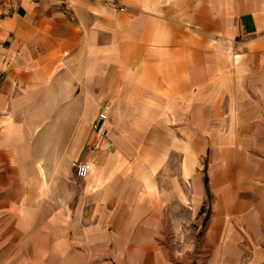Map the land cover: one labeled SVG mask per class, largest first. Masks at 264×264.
<instances>
[{"label": "crops", "instance_id": "crops-1", "mask_svg": "<svg viewBox=\"0 0 264 264\" xmlns=\"http://www.w3.org/2000/svg\"><path fill=\"white\" fill-rule=\"evenodd\" d=\"M13 85L21 89L15 97ZM235 85L248 96L257 90L260 102L223 114L219 101L231 99ZM76 97L81 103L75 113L57 105ZM46 100L48 114L34 107ZM85 101L93 124L101 105H111L108 137L92 128V147L74 163H91L86 179L75 177L85 183L80 208L93 212L80 228L85 243L93 237L108 238L109 245L139 236L155 241L166 226L183 222L169 225L172 201L195 218L211 202L207 243L224 222L226 250L212 264H264V0H21L13 13L0 10V222L20 243L41 234L47 220L55 241L76 231L72 223L66 230L58 213L51 157L55 162L57 117L78 116L80 124ZM88 105L98 107L90 113ZM46 115L49 126L40 124ZM69 126L62 131H72ZM147 131L152 139L161 133L165 149L175 140L198 142L197 162L208 158L211 177L194 171L190 160L176 178L182 198L157 182L160 173L148 177L141 163L122 172L120 164L136 156ZM241 193L258 195V205L240 203ZM242 211L243 231L256 234L262 226L263 235L249 236L248 251L240 252L239 239L246 238L231 215ZM250 242L259 249L249 251Z\"/></svg>", "mask_w": 264, "mask_h": 264}, {"label": "rangeland", "instance_id": "rangeland-1", "mask_svg": "<svg viewBox=\"0 0 264 264\" xmlns=\"http://www.w3.org/2000/svg\"><path fill=\"white\" fill-rule=\"evenodd\" d=\"M12 97L17 96L18 92L21 93V89L18 85H13ZM240 86V85H239ZM245 86L246 89L251 90L254 88L252 84H241ZM257 90L254 92L250 91V96L245 92L240 90V87L235 85V90L233 97L229 100L219 101L221 104L220 110L225 114V111L237 109L247 110L246 108L253 109L256 104L260 102L257 94ZM98 104L100 101H97ZM78 98L74 99H61L58 100V107L66 111L71 108L75 112L79 111ZM89 102L85 101V121L83 120V114L80 115V124L76 125V118L78 116H59L58 129L56 143L57 148V159L52 156V164L56 167L57 172V187H58V199H57V209L59 215L62 216L65 221L63 226H69L68 223H72L76 231H71L64 237L61 241H55V237L50 235L49 221L42 222L41 234H38L35 238L26 239L23 243L19 242L17 235H12L13 231L8 229V227H1L4 223L0 222V264H212L217 257H220L222 253H225V246L223 242V235L225 231V224L218 227L216 235L210 244L207 243L208 234L211 229V202H207L204 215L201 218H195L190 212L184 211L177 200L172 201L168 207L170 214V226L174 224V220H182L181 224L177 227H169L163 229L162 235L157 236L155 241L150 240L147 237H138V241L132 239V242H120L116 244L109 245L108 238L93 237L89 242L85 243L82 236L80 235V228L84 226V222L91 219L93 212L83 211L81 206V195L85 189V183L83 181H78L76 177V165L74 163L80 153L84 148H91L94 140L95 134L92 131L93 119L91 120V115L87 113V104ZM90 108V113L93 112L94 108L97 106L88 105ZM35 108H43L48 114L50 109V100L39 102V105H35ZM25 105H20V113L24 112ZM98 110V109H97ZM61 111V112H63ZM21 120L25 122L24 114L20 116ZM51 118L46 115L44 121L40 124L47 125L51 123ZM70 123L72 124V131L64 132V127L69 128ZM81 133L79 140V146L72 148L75 144V140ZM142 133H139V135ZM153 132L143 133V137H140V146L135 154L136 156L129 161V163L120 164L121 171L124 173H131L135 171L134 168L138 163L140 164V170L144 173H149L148 177L154 176L155 173L159 174V179L157 182H161L164 188L171 189L172 187L177 191L180 187L176 180L179 172H184L186 170L187 164L192 160L193 170L196 171L201 176L207 174L211 177V171L209 170L208 158L203 157V160L197 162V151L199 148L198 142H187L175 140L174 144L170 148H163L161 142V133L158 137L152 139ZM39 135V133L37 134ZM157 136V133H155ZM38 137V136H36ZM176 139V138H175ZM153 143V146H144L146 143ZM69 144H67V142ZM145 143V144H144ZM47 150L49 151L50 139L46 138ZM155 145V146H154ZM65 146V147H64ZM67 147V149H66ZM65 148V152L63 151ZM68 151V152H67ZM47 160L50 155L47 154ZM184 157V159H183ZM166 160L167 162L163 163ZM205 160V161H204ZM42 171L43 167H42ZM168 174L169 176H165ZM170 178V181L167 180ZM162 178V179H161ZM211 179V178H210ZM145 183L146 181L143 180ZM150 181V180H148ZM156 183V180H151ZM150 181V182H151ZM43 188H48L47 181H43ZM170 182L173 185H167ZM187 181H185L186 183ZM180 184L182 182L180 181ZM183 187V186H182ZM185 194H189L188 189H191L186 183ZM242 189V188H241ZM149 194L152 195L154 192L147 189ZM179 191V190H178ZM85 193V191H84ZM88 190L86 195L88 194ZM180 196L182 191H179ZM77 194V195H76ZM258 195L255 197H249L239 194L238 201L240 203L250 204L251 209L258 205ZM179 197V198H181ZM184 201V200H183ZM187 203V202H186ZM88 205H86L87 207ZM82 207V208H80ZM80 208V210H79ZM251 209H249L251 211ZM247 211V209H246ZM246 211L235 212L231 215L233 218L232 222L236 226L237 230L240 232L238 235L245 236L246 240L240 238L239 244H237V250L242 251L243 247H246L248 251V241L249 236L260 237L263 235V229L256 231V234L249 232L248 229H244L245 215ZM208 216V218H207ZM201 219V220H200ZM205 219H207L205 221ZM201 221V222H199ZM206 223V224H205ZM59 223V227H60ZM67 230V227H66ZM68 232L64 231L66 235ZM34 237V236H33ZM258 243H249V251L258 250ZM241 264V263H238Z\"/></svg>", "mask_w": 264, "mask_h": 264}, {"label": "built area", "instance_id": "built-area-1", "mask_svg": "<svg viewBox=\"0 0 264 264\" xmlns=\"http://www.w3.org/2000/svg\"><path fill=\"white\" fill-rule=\"evenodd\" d=\"M21 0H0V10L5 13H13L20 6ZM111 105L104 103L101 105L100 113L92 128L101 138L106 139L109 135L107 124L109 122ZM91 171V163L80 162L76 165V177L78 179H86Z\"/></svg>", "mask_w": 264, "mask_h": 264}, {"label": "bare ground", "instance_id": "bare-ground-1", "mask_svg": "<svg viewBox=\"0 0 264 264\" xmlns=\"http://www.w3.org/2000/svg\"><path fill=\"white\" fill-rule=\"evenodd\" d=\"M239 59H240V57H236V60H237L236 62H238V61H239ZM80 137H81V133H79V135H78L77 139H78V138H80Z\"/></svg>", "mask_w": 264, "mask_h": 264}, {"label": "trees", "instance_id": "trees-1", "mask_svg": "<svg viewBox=\"0 0 264 264\" xmlns=\"http://www.w3.org/2000/svg\"><path fill=\"white\" fill-rule=\"evenodd\" d=\"M206 221V220H205ZM206 224V223H205Z\"/></svg>", "mask_w": 264, "mask_h": 264}]
</instances>
